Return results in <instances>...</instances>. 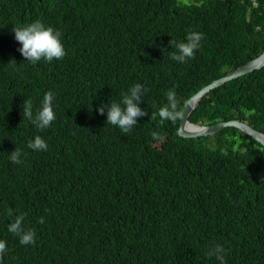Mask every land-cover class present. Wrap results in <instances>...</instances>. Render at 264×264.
I'll list each match as a JSON object with an SVG mask.
<instances>
[{"label": "trees", "instance_id": "obj_1", "mask_svg": "<svg viewBox=\"0 0 264 264\" xmlns=\"http://www.w3.org/2000/svg\"><path fill=\"white\" fill-rule=\"evenodd\" d=\"M36 20L62 32L63 59L21 56L12 28ZM258 25L264 0H0V264H220L212 244L226 249L225 264H264V147L230 126L184 138L179 120L157 114L169 90L181 111L255 56ZM190 31L204 34L195 58L171 60L169 41ZM138 82L147 115L125 134L97 109ZM48 91L56 120L35 152L27 143L39 129L23 101L35 114ZM233 118L264 133V67L210 90L188 117ZM15 148L22 164L9 159ZM20 213L32 245L7 231Z\"/></svg>", "mask_w": 264, "mask_h": 264}, {"label": "clouds", "instance_id": "obj_2", "mask_svg": "<svg viewBox=\"0 0 264 264\" xmlns=\"http://www.w3.org/2000/svg\"><path fill=\"white\" fill-rule=\"evenodd\" d=\"M254 4H256V2H254ZM256 29L262 32L260 34V37L264 38V27L258 25ZM12 31L14 33L15 41L18 42L20 45V47L18 48L19 53L21 54L22 57H24L25 61L31 63L32 65L37 64V62L39 61H45L50 63L53 60H61L66 55V48L64 47V44L62 43L61 40L62 32L57 29H54L52 26H46L40 20L33 21L26 25L13 27ZM203 38H204L203 33L190 31L187 33L184 41L173 42L170 40L169 47L174 48L175 51H171L168 53L169 58L173 61L180 63H186L187 61L194 59L195 53L200 48L201 41ZM263 51H264V47L251 59L234 67L233 69H237L249 62L254 61L255 59L259 58L262 55ZM9 63L16 64L14 60H10ZM262 67H264V63L257 68H253L248 72L240 74L238 77L247 75L255 70L261 69ZM147 92L148 89L144 85H142V83L139 82L135 83L131 85L130 88L125 93L122 94V98L119 102L113 101L107 105L101 104L98 107L97 111L101 115L105 114L106 112V122L110 125L118 127L123 133L128 134L132 131L134 126L137 125V119L147 115L146 111L142 110L139 107V104L143 101V96ZM53 101H54V93L52 91H48L44 93L43 99L41 101V105L39 109L36 110L35 114H33L32 100L27 99L23 101V108H22L23 118L30 121L37 129H39L36 130L38 135L27 143V148L31 149L32 151L41 152V151H46L48 148L47 142L40 135L43 132L42 130L50 128L52 123L56 120V113L53 109ZM166 101L167 103L159 107L157 113L161 122L163 123L164 121H171L175 123L178 120H182L183 113L179 110L176 93L174 91L169 90L166 93ZM223 121H227V120H223ZM195 124H203V123L202 121H200V122H196ZM204 125H209V124H204ZM151 136L154 140H160V135L155 131L151 133ZM23 155L24 153L22 152L21 149L15 148L14 151L9 153V159L14 164H22ZM10 215H12V213H10ZM24 220H25L24 213L15 215V218L10 223H8L7 231L17 236L19 239V243L21 245L28 246L35 243L36 232L34 229L30 227L26 228L24 225ZM38 222L43 224L45 220L43 217H40ZM7 251H8L7 241L0 239V261H2L3 256ZM207 255L209 257H214L216 260L220 262V264H225L226 249L223 247V245L221 244L210 245L207 251Z\"/></svg>", "mask_w": 264, "mask_h": 264}, {"label": "water", "instance_id": "obj_3", "mask_svg": "<svg viewBox=\"0 0 264 264\" xmlns=\"http://www.w3.org/2000/svg\"><path fill=\"white\" fill-rule=\"evenodd\" d=\"M264 63V51L262 55L255 59L252 62H249L237 69H233L219 77L212 80L208 84L201 87L199 90L194 92L190 97H188L182 106L181 112L183 113V119L179 120L178 128L176 129V134L184 138H195L198 136H213L216 132L222 128L232 126L243 133L251 136L254 140L259 142L264 146V133L253 128L244 121L238 119H230L227 121H217L214 124L204 125V124H195L189 121L188 117L191 114L192 110L196 107L197 102L211 89L224 84L225 82L238 77L240 74L248 72L253 68H257Z\"/></svg>", "mask_w": 264, "mask_h": 264}]
</instances>
